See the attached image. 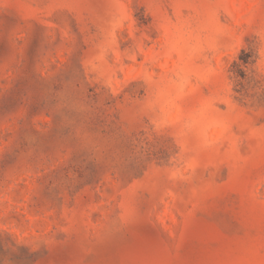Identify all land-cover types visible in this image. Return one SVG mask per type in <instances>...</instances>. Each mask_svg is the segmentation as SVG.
Listing matches in <instances>:
<instances>
[{"label": "rangeland", "instance_id": "374dc122", "mask_svg": "<svg viewBox=\"0 0 264 264\" xmlns=\"http://www.w3.org/2000/svg\"><path fill=\"white\" fill-rule=\"evenodd\" d=\"M0 264H264V0H0Z\"/></svg>", "mask_w": 264, "mask_h": 264}]
</instances>
